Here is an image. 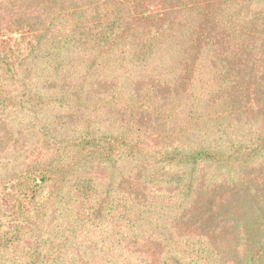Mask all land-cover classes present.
Listing matches in <instances>:
<instances>
[{"label": "trees", "instance_id": "obj_1", "mask_svg": "<svg viewBox=\"0 0 264 264\" xmlns=\"http://www.w3.org/2000/svg\"><path fill=\"white\" fill-rule=\"evenodd\" d=\"M32 3L27 16L0 26V121L20 119L31 101V113L47 112L44 95L12 86L41 78L64 52L73 62L65 81L106 85L101 101L135 105L161 120L114 123L119 130L86 115L77 132L55 139L46 127L44 146L34 150L37 137L31 155L17 157L24 172L0 180V264H146L156 255L157 264H217L206 236L193 229L200 219L186 230L177 222V233L165 217L213 218L214 203L201 201L221 174L222 187L241 192L216 214L226 217L223 251L237 264H257L264 207L252 197L248 169L264 164V105L250 110L263 118L260 127L235 115L246 98L264 100V0ZM12 30L25 47L9 46L4 36ZM24 65L37 67L28 79L21 77ZM72 100L86 102L84 91L54 97L61 106ZM127 165L140 181L123 187ZM240 224L249 240L243 257L232 240ZM148 232L158 249L146 247L140 263L133 253L126 258L127 245L138 246Z\"/></svg>", "mask_w": 264, "mask_h": 264}, {"label": "rangeland", "instance_id": "obj_2", "mask_svg": "<svg viewBox=\"0 0 264 264\" xmlns=\"http://www.w3.org/2000/svg\"><path fill=\"white\" fill-rule=\"evenodd\" d=\"M0 0V26L5 27L8 23L12 21V19H20L27 16L28 12L33 8V0ZM61 22L59 23V27L61 26ZM11 25V24H9ZM16 29V28H14ZM13 32H6L5 39L9 40V46L16 47L20 45L22 48L25 47L24 39H22L21 32L18 30H12ZM1 35V34H0ZM21 39V40H20ZM16 40V41H15ZM20 40V41H18ZM262 54H258L257 58L261 57ZM72 62L68 59V53L64 52L58 57L52 59V67L43 75L38 77L37 75H33L31 80H24L14 84L12 87L20 86V90L24 92H33L36 94H42L45 96L46 102H49V105L46 106L48 108L46 110L37 114L31 113L30 110L33 108V101H31L26 106V111L24 113L18 112V116L20 119H15L13 117H8L7 115H3L6 120L0 121V180L4 178H13L17 174L21 175L24 171L21 169L17 171L19 167L23 166L22 159L28 158L33 152V148L36 144V138L38 137L39 148H34V150H39L44 146V132L46 131V127L50 129V136L55 138H62L64 136H69L70 133L74 134L78 131L77 123L80 122V118L86 115H91L93 118L97 120H101L104 123V126L107 127H116L119 130L122 129L123 126L121 124L115 125L114 123H132L133 122H145V125H155L157 122L161 120L159 114L148 113L145 111H139V109L133 105L128 106L127 104L119 101V102H109L105 103L101 101V97L104 95V91L108 90V86L106 85H85L79 82L65 81V71L68 69L69 63ZM73 63V62H72ZM37 69L36 66L32 65H24L23 66V74L21 77H29L34 70ZM78 67H75L77 70ZM120 75L115 76L114 78L119 79ZM24 83H28L27 85ZM56 83V88L53 90V85ZM111 84V83H110ZM78 90H83L86 98V102H73L72 100L70 104H63L59 101H54V97L58 93H66L70 91L78 92ZM15 91V90H14ZM125 98L127 97V93H124ZM73 98H76L73 94H68ZM219 96H215L214 99H218ZM53 101V102H52ZM95 102L97 104L95 105ZM214 104V101H211ZM264 105V100L262 97L260 99L246 98L240 106L235 117L239 115H245V120L254 123L255 125H261L262 117L259 116V113H251L252 112H260L261 107ZM264 107V106H263ZM246 109L247 113L242 114V110ZM249 109V110H248ZM251 110V111H250ZM14 114V113H13ZM264 112H261L263 116ZM13 118V119H12ZM262 118V119H261ZM179 119L177 124L181 123ZM112 125H111V124ZM29 124L33 126L34 133L28 129ZM253 126L254 128H258L257 126ZM43 127V128H41ZM260 127V126H259ZM40 152V151H39ZM20 156L22 159H17ZM8 164V165H7ZM136 167H131L127 165L123 167V171H121V185L123 187H128L129 183L138 184L140 178L137 176H129L128 172H135ZM250 175L252 176V185H250L253 190L251 191L252 197L256 198L257 201H260L261 206L264 207V164H262L261 160L256 161L253 165H251L248 169ZM208 195L204 201L201 203L204 205L211 206L213 203L215 205V211L221 209L228 200L232 198L238 197L241 192H238L240 189H235V185L232 184L228 188L222 187V174L217 178L216 181L210 183V185H206ZM190 204H194V199H191ZM175 211V210H174ZM174 213V212H173ZM216 213V214H217ZM258 213H263V211H259ZM178 214H180L178 212ZM198 216H188L182 215L178 217L176 222H173L170 219V216L165 217V221L167 224H171V226H175V231L177 233L178 230L176 223H182L183 230H186V225H190L194 223L192 218L196 217L200 219L201 222H196L197 226L193 227L197 233L205 235L208 239V244L213 247L218 256L217 264H237L236 255L233 253H226L223 251V237L222 228L224 227V219L226 217L222 216L223 212L220 211L219 215L206 216L205 213H197ZM181 215V214H180ZM184 217H187L184 219ZM174 220V219H173ZM214 220V221H213ZM258 222L256 228H260L262 234H264V216L258 218ZM182 230V231H183ZM151 233V228L149 229ZM181 231V232H182ZM186 232V231H185ZM206 232V234H204ZM149 232L146 234L144 238L141 239L140 244L138 246L129 244L126 247V258L131 253L134 254L133 258L137 261L136 263H140V261H144V258L141 260V252L146 251V247L149 249L156 250L158 247L155 244L149 242ZM245 234V229L243 224H240L236 230V234L232 240H234L235 248L239 250V256L243 257L249 252V240ZM129 259V258H128ZM151 259V258H149ZM152 263H149L148 260L145 261L146 264H157V255L154 257V260L151 259ZM257 264H264V251L260 253L257 257Z\"/></svg>", "mask_w": 264, "mask_h": 264}]
</instances>
